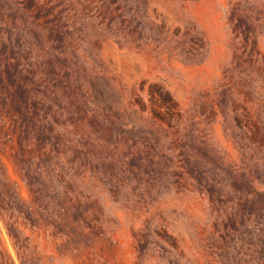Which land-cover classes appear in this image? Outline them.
I'll use <instances>...</instances> for the list:
<instances>
[{
    "label": "rangeland",
    "instance_id": "rangeland-1",
    "mask_svg": "<svg viewBox=\"0 0 264 264\" xmlns=\"http://www.w3.org/2000/svg\"><path fill=\"white\" fill-rule=\"evenodd\" d=\"M0 264H264V0H0Z\"/></svg>",
    "mask_w": 264,
    "mask_h": 264
}]
</instances>
